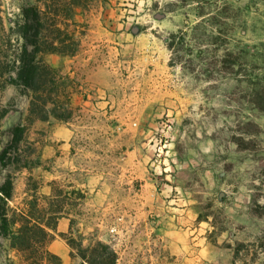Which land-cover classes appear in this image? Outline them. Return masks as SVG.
Wrapping results in <instances>:
<instances>
[{
    "label": "rangeland",
    "instance_id": "obj_1",
    "mask_svg": "<svg viewBox=\"0 0 264 264\" xmlns=\"http://www.w3.org/2000/svg\"><path fill=\"white\" fill-rule=\"evenodd\" d=\"M28 2L32 0H0L7 29L10 19L20 12V5ZM125 2L129 4L124 7L131 12L124 18V24L130 29L137 28L138 49L132 52L124 45L136 34L120 38L115 34L107 35V47L92 48L96 36L88 28L95 29L100 22V16L94 12V15L81 17L85 21L81 19L80 26H69L74 41H80L73 55L46 58L59 68L64 84L62 99L69 96L71 102L78 85L86 83L81 81L84 79L81 63L90 55L94 58L103 55L109 72H105L102 79L106 77L110 87L117 90V94L111 96L117 115L134 117L139 115L141 106L156 105L154 122L158 126L148 129L154 131L152 137L158 144L153 148L142 146L147 139L142 134L136 135L141 128L139 124L132 128L123 124L125 129L119 130L106 119L94 121L91 113L77 110L69 119L75 131L77 163L85 169L92 166L106 167L112 172L121 166L131 169L133 163L122 164L124 161H120L119 154L136 146L137 154L151 157L148 164L147 160L143 161V168L170 167L172 198L176 203H186L192 215L203 222L202 227L210 228L211 238L222 252L227 253V257L232 255V264H264V0ZM66 3L64 16L69 23L78 18L79 8L97 10L110 6L101 0H66ZM77 69L78 78L72 74ZM86 86L89 84H84V89ZM134 88H140L141 92H134ZM4 108L8 112L0 116V152L4 147H13L0 163V187L8 175L13 177L14 190L8 212L10 215L14 210L22 213L21 204L29 201L38 189V211L45 210L47 213L42 215L50 219L59 203H47L49 201L43 198L45 191H51L50 201L60 200L61 197H56L57 189H75L77 181L85 177L66 172L51 180L58 175V170L62 172L63 167H69L54 160L44 165L41 159L42 142L54 130L57 120H36L30 124L27 94L8 86L0 93V113ZM22 123H28L22 141L11 145L12 130ZM25 162L31 164V170L21 167ZM43 166L52 174L43 175ZM136 179L141 181L144 177L134 179L130 172L121 177L111 175V200L121 203L124 197L128 198L129 216L144 217L149 215L147 209L131 203L136 194ZM154 179L149 182L152 185L144 187L146 196L161 192L159 188L169 181L162 176ZM126 187L131 189L126 190ZM62 205L63 215L85 220L92 216L88 197L68 198ZM102 216L104 211L98 214ZM110 223L119 226L113 221ZM89 226L78 225L68 234L73 237L75 233L78 239L79 229L88 233ZM127 227L130 235L136 234L132 223ZM103 233L106 235V230ZM30 236L31 244L25 246L28 252L10 259L20 264H44L46 257V262L58 264L56 259L45 255L46 240H36L42 236L40 232H31ZM104 240L106 243L108 239L104 237ZM7 243L0 241V264L7 261L3 253ZM116 243V248L122 246ZM130 244L133 248L127 250V264L136 258V241Z\"/></svg>",
    "mask_w": 264,
    "mask_h": 264
},
{
    "label": "crops",
    "instance_id": "obj_2",
    "mask_svg": "<svg viewBox=\"0 0 264 264\" xmlns=\"http://www.w3.org/2000/svg\"><path fill=\"white\" fill-rule=\"evenodd\" d=\"M101 1L110 6H102L97 10L79 8L76 14L78 22L81 21V17H88L89 14L94 15V12L100 16V22L95 25L96 28H88V31L95 32L96 38L91 43L94 49L109 45L107 43L108 39L105 38L107 35L115 34L120 38L130 34L134 36L138 31L136 27L130 29L127 24H124V18L131 12L129 8L124 7V5L129 4L125 2L128 0ZM82 20L85 21V18ZM111 21L114 23L113 25L109 23ZM138 38L139 35L136 34L132 39L126 40L127 44L124 45L131 48L133 52L138 49ZM117 44L123 46L119 42ZM81 65L84 66L82 69V77L84 79L81 81L86 82L89 86L84 89V84L86 83H80L72 94L71 105L74 111H87L93 115L94 121L102 118L106 119L110 125L119 130L125 129L123 124H126L127 128H132V126H138L139 124L141 128L136 135L142 134L147 139L146 142L142 143V146L144 148L148 145L151 148L156 146L158 142L154 141V137H152L154 131L148 129V127L154 128L158 126L154 122L156 105L147 103L141 106L139 115L134 117L131 114L123 117L120 114L117 115L116 106L111 100V96L116 95L117 90L110 87L106 77L102 79L103 74L109 70L107 59L103 55L95 58L94 55H90L84 59ZM78 70L72 72L73 77L77 75L78 78L80 75ZM109 80L111 79L109 78ZM134 89L136 93L141 92L140 88ZM72 126L71 120L56 121L54 130L42 142L43 152L41 159L43 162L45 161L44 165L49 164L53 160L58 163L62 162L63 165L69 164L66 169L63 167L62 172L58 170V175L52 176L51 180L58 178L61 174L64 175L66 172L68 175L75 177H85L83 180L77 181L78 184L75 189L82 190L90 199L92 216L86 220L79 219L75 215L65 214L60 217L56 231H51L54 237L46 242L45 255L49 251L58 256L60 259L59 264H89L78 254V250L72 248L68 243V236H71L68 232L71 229L74 230L78 225L88 224L90 225L88 233H82V229L78 231L79 238L82 237L83 245H94L96 242H103L105 241L104 237H106L108 239L106 243L117 253L116 264H127L126 258H128L127 254L129 253L127 250L128 248H133L130 244L133 240L136 241V258L131 264H232V255L228 254L227 257V253L222 252V248L218 247L217 242L211 238L210 228L204 229L202 227L203 222H200L197 216L192 215V211L187 207L186 203H176V200L172 198L174 186L171 185L172 170L170 167L160 166L152 169L147 166L143 168V161L147 160L148 164L151 157L147 155L143 157V154H137L138 148L133 146V148L119 154L120 161H124L122 164L125 163L127 165L128 161L130 165V161L133 163L131 169L127 166L118 167L113 172L106 167L92 166L85 169L76 161L78 150L75 131ZM151 165H154V162ZM43 170V175L52 174L48 167L44 168L43 166ZM127 172H130L134 179L144 177L141 181L136 179V194L131 203H138V207L142 206V208L147 209L149 215L130 217L128 214V198L124 197L121 203L112 202L110 176L121 177L126 175ZM155 176L166 177L169 181L163 183L160 188L157 185L161 192H151L146 196L144 187L152 185L149 182L154 181ZM128 189L131 188L126 187V190ZM45 192V194H51L49 189ZM27 202L21 204V209L25 212H27ZM116 209H119V212ZM100 211H104V216L98 217ZM113 212L116 215H112ZM110 221L119 224V226L112 225ZM129 223L133 224L136 234L130 235L127 227ZM103 230H106V235ZM63 233L67 234V237L62 236ZM72 238L77 239L75 233H73ZM1 240L8 242L6 250L3 251L7 261L10 264H20L10 258L23 253L26 254L28 250L13 247L11 240L7 237L1 236ZM127 241L129 242L127 243ZM116 242L122 246L116 248ZM124 242L125 244H123ZM7 261L5 264H7ZM44 264H50L46 262V257Z\"/></svg>",
    "mask_w": 264,
    "mask_h": 264
},
{
    "label": "trees",
    "instance_id": "obj_3",
    "mask_svg": "<svg viewBox=\"0 0 264 264\" xmlns=\"http://www.w3.org/2000/svg\"><path fill=\"white\" fill-rule=\"evenodd\" d=\"M66 4V0H32L22 3L20 12L14 19H10L8 29L0 7V93L8 86H15L29 96L27 120L30 124L50 118L69 121L74 111L70 97L62 99L61 88L64 84L59 68L50 64L46 58L48 55H73L80 44L79 40L74 41V34L69 29L71 24L77 26L79 22L74 18L73 23H69V19L65 18L68 8ZM7 112V109H2L0 116H5ZM27 125L28 123H22L13 128L11 145L22 141ZM12 149L11 146L3 148L0 152V163L4 162ZM17 162H20V158H17ZM21 167L32 169L28 162ZM13 190V177L8 175L5 184L0 187V237L9 238L13 247L21 249L31 244V232H40L42 236L36 237L40 242L50 241L54 237L51 231H56L58 220L64 214L62 204L65 200L72 197L83 200L87 197L80 189L68 191L63 188L56 190V197H61L60 200L50 201V195H43L49 201L47 203H59V208L51 212L52 217L45 219L42 214L47 212L38 211V189L27 202V212L18 213L14 210L13 215H10L9 202L13 197ZM19 221H22L21 225ZM62 236L67 237V234L63 233ZM68 243L89 264H116L117 253L108 243L99 241L94 245L84 246L82 237L75 239L69 236ZM47 255L60 263L58 256L49 251Z\"/></svg>",
    "mask_w": 264,
    "mask_h": 264
}]
</instances>
